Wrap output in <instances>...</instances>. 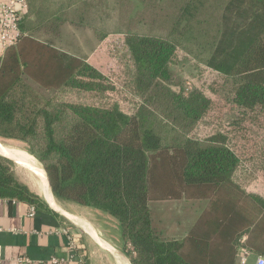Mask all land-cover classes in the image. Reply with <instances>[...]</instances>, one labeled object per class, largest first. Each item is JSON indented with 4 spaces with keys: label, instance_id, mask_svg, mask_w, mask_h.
<instances>
[{
    "label": "trees",
    "instance_id": "obj_1",
    "mask_svg": "<svg viewBox=\"0 0 264 264\" xmlns=\"http://www.w3.org/2000/svg\"><path fill=\"white\" fill-rule=\"evenodd\" d=\"M27 3L19 40L0 55V138L24 143L53 198L113 216L122 251L132 248L130 264H236L240 247L264 256V198L246 190L250 178L229 137L188 135L210 99L197 90L175 97L163 81L181 49L264 106V0ZM77 29L89 30L95 45L124 35L131 111L85 56L58 47L65 30ZM83 77L94 93L66 98ZM28 80L54 95L44 98ZM169 120L177 128L165 141ZM0 198L47 207L1 154Z\"/></svg>",
    "mask_w": 264,
    "mask_h": 264
},
{
    "label": "rangeland",
    "instance_id": "obj_2",
    "mask_svg": "<svg viewBox=\"0 0 264 264\" xmlns=\"http://www.w3.org/2000/svg\"><path fill=\"white\" fill-rule=\"evenodd\" d=\"M138 6V0H133ZM65 29V28H64ZM62 33L63 39L60 49L69 54L85 56L86 62L96 69L102 76L103 82L110 81L117 92L114 95L125 111H131L134 101L128 88V79L132 68L129 59L127 45L124 35L114 33L106 36L98 45L94 43V37L89 30L77 29ZM170 72L165 85L172 90L173 95H187L192 90L202 92L210 99V105L205 114L200 117L188 135L195 138H205L214 133H224L229 137V145L241 159V172L246 174L249 180L248 188L264 196V106L263 104H252L251 95L243 94L239 89V81L232 77H223L218 71L203 63L192 59L185 51L178 49L174 62L169 66ZM89 77L81 78L83 86L67 88L62 94L72 100H86L93 91V84ZM28 82L44 97L51 98L54 91L43 89L34 82ZM78 89V90H77ZM92 91V92H90ZM110 94L111 91H105ZM255 92V91H253ZM264 94L262 91L259 92ZM166 102L161 103L164 106ZM174 120H169L164 125L162 137L165 141L173 138L177 126ZM1 145H11L23 148L21 141L0 138ZM38 165L42 166L37 161ZM14 164V173L17 179L25 183L33 192L38 193L33 179H29L30 172L19 163ZM43 169V168H42ZM74 205H79L73 202ZM80 206V205H79ZM88 207L91 211V219L103 230L104 236L113 240L117 246L120 244V230L118 221L111 215L96 208ZM90 225V224H89ZM92 227V226H91ZM94 229V228H93ZM98 234V232L94 229ZM121 244L119 252L129 260L132 252L130 245L126 247L125 253Z\"/></svg>",
    "mask_w": 264,
    "mask_h": 264
},
{
    "label": "crops",
    "instance_id": "obj_3",
    "mask_svg": "<svg viewBox=\"0 0 264 264\" xmlns=\"http://www.w3.org/2000/svg\"><path fill=\"white\" fill-rule=\"evenodd\" d=\"M30 175L29 179L34 180ZM246 190L253 192L248 187ZM55 202L58 208L46 202L47 207L35 209L23 201L0 198V264H78L79 255L84 264H119L115 256L124 259L118 251L121 238L116 246L105 237L99 224L90 218L88 207ZM31 207L33 215H29ZM69 239L73 249L69 247ZM257 256L251 254L249 264ZM54 258L62 261L51 263Z\"/></svg>",
    "mask_w": 264,
    "mask_h": 264
},
{
    "label": "built area",
    "instance_id": "obj_4",
    "mask_svg": "<svg viewBox=\"0 0 264 264\" xmlns=\"http://www.w3.org/2000/svg\"><path fill=\"white\" fill-rule=\"evenodd\" d=\"M28 11L27 0H0V55L3 54L7 47L15 45L21 36L20 24L24 20ZM33 207L29 215H33ZM244 238L241 239V242ZM69 247L73 249L72 240L69 239ZM251 252L240 247L237 254L236 264H249ZM78 264H84L83 257L79 255ZM29 261L28 259H22ZM61 259H51V263H59ZM253 264H264V256L258 255Z\"/></svg>",
    "mask_w": 264,
    "mask_h": 264
},
{
    "label": "bare ground",
    "instance_id": "obj_5",
    "mask_svg": "<svg viewBox=\"0 0 264 264\" xmlns=\"http://www.w3.org/2000/svg\"><path fill=\"white\" fill-rule=\"evenodd\" d=\"M0 152L6 153L10 157H12L17 162V164L19 163L22 167L30 171L34 177V181L39 193L53 206H56L58 208V205L56 204L54 198L51 196L47 176L46 174L44 175L45 172L38 165L36 159H34L23 149L11 145L0 144ZM115 259L119 264H130L127 258L126 259L128 262L120 256H115Z\"/></svg>",
    "mask_w": 264,
    "mask_h": 264
},
{
    "label": "water",
    "instance_id": "obj_6",
    "mask_svg": "<svg viewBox=\"0 0 264 264\" xmlns=\"http://www.w3.org/2000/svg\"><path fill=\"white\" fill-rule=\"evenodd\" d=\"M1 155L5 156L6 158H8L9 160H11L13 163L17 164V162L12 158L10 157L9 155H7L6 153H2L0 152ZM46 174V173H45ZM48 184H49V190H50V193H51V196L53 197L52 195V192H51V188H50V183H49V180H48ZM46 200V199H45ZM47 203H49L47 200H46ZM123 255V254H122ZM125 256V255H124Z\"/></svg>",
    "mask_w": 264,
    "mask_h": 264
}]
</instances>
